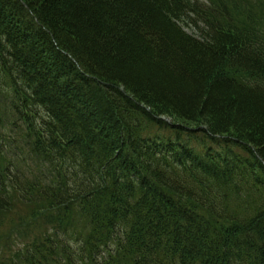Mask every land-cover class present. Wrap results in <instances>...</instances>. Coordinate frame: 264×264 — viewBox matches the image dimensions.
Listing matches in <instances>:
<instances>
[{
	"label": "trees",
	"instance_id": "obj_1",
	"mask_svg": "<svg viewBox=\"0 0 264 264\" xmlns=\"http://www.w3.org/2000/svg\"><path fill=\"white\" fill-rule=\"evenodd\" d=\"M254 7L0 0V264H264Z\"/></svg>",
	"mask_w": 264,
	"mask_h": 264
},
{
	"label": "rangeland",
	"instance_id": "obj_2",
	"mask_svg": "<svg viewBox=\"0 0 264 264\" xmlns=\"http://www.w3.org/2000/svg\"><path fill=\"white\" fill-rule=\"evenodd\" d=\"M228 1H231V0H228ZM232 1H236V0H232ZM241 2H243V4H246L248 3V0H239ZM253 2L255 3V7H256V10H255V7L252 9L253 12H254V15L260 17L261 15H264V0H253ZM261 5V6H257V5ZM249 5V4H248ZM251 6V5H250ZM263 11V12H262ZM190 32H195L197 31V29H194L192 26L189 27L188 29ZM198 32V31H197ZM15 233H18V232H15ZM13 233V234H15ZM14 238L18 241L21 240L20 238V235H15ZM5 243V242H4Z\"/></svg>",
	"mask_w": 264,
	"mask_h": 264
}]
</instances>
